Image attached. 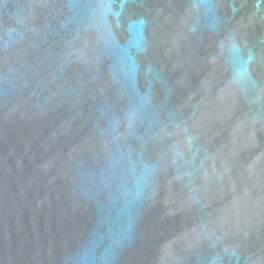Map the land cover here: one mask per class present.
<instances>
[{"label": "water", "instance_id": "95a60500", "mask_svg": "<svg viewBox=\"0 0 264 264\" xmlns=\"http://www.w3.org/2000/svg\"><path fill=\"white\" fill-rule=\"evenodd\" d=\"M0 264H264V0H0Z\"/></svg>", "mask_w": 264, "mask_h": 264}]
</instances>
